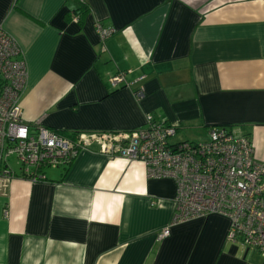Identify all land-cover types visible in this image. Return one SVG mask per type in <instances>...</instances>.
Segmentation results:
<instances>
[{"label":"crops","instance_id":"crops-1","mask_svg":"<svg viewBox=\"0 0 264 264\" xmlns=\"http://www.w3.org/2000/svg\"><path fill=\"white\" fill-rule=\"evenodd\" d=\"M86 1L80 27L75 0H0V26L27 65L26 121L127 132L151 114L187 135L225 126L264 164V0ZM97 23L114 33L102 40ZM10 171L0 176V264H264L226 239L224 216L171 224L176 184L148 177L140 159L92 143L42 180Z\"/></svg>","mask_w":264,"mask_h":264},{"label":"built area","instance_id":"built-area-1","mask_svg":"<svg viewBox=\"0 0 264 264\" xmlns=\"http://www.w3.org/2000/svg\"><path fill=\"white\" fill-rule=\"evenodd\" d=\"M83 1V0H75ZM77 21V16L72 15ZM102 40L114 33L97 23ZM131 70L109 79L111 87L125 82ZM28 78L17 41L0 26V176L13 175L8 158L14 156L21 175L37 181L43 168L68 164L78 150L96 143L102 153L126 160L140 159L151 178H171L176 184L171 224L207 214L229 221L226 239L260 254L264 262V164L254 157L249 137L225 126H210L197 139L178 138V123L145 122L131 131L78 132L64 136L42 124L28 122L20 103ZM169 227L156 235L162 240Z\"/></svg>","mask_w":264,"mask_h":264},{"label":"trees","instance_id":"trees-1","mask_svg":"<svg viewBox=\"0 0 264 264\" xmlns=\"http://www.w3.org/2000/svg\"><path fill=\"white\" fill-rule=\"evenodd\" d=\"M77 3V7L74 9V11L72 12L73 14H75L77 16V23L79 24V26L81 27L84 23L85 17L88 14L89 10H90V6L87 3L86 0L83 1H76ZM123 84V83H122ZM120 86V85H118ZM113 87L114 89H118L119 87ZM121 87V86H120ZM167 123V121H165ZM210 127V126H208ZM50 128V127H49ZM52 129V128H50ZM53 131L64 135V136H74L76 135L78 132H80V130L77 129H72V130H65V129H52ZM73 160V158L70 159L69 163ZM65 169H67V167H65Z\"/></svg>","mask_w":264,"mask_h":264},{"label":"rangeland","instance_id":"rangeland-1","mask_svg":"<svg viewBox=\"0 0 264 264\" xmlns=\"http://www.w3.org/2000/svg\"><path fill=\"white\" fill-rule=\"evenodd\" d=\"M205 131H203L202 133H195L193 135H187V134H184V133H178V138H181V139H197V138H202L205 136ZM183 134V135H182ZM8 162L11 166L12 169L14 170H19L20 169V164L18 163L17 159L14 157V156H10L8 158Z\"/></svg>","mask_w":264,"mask_h":264}]
</instances>
